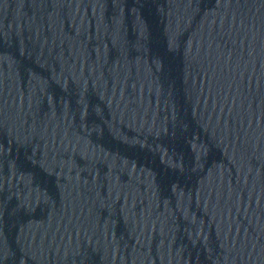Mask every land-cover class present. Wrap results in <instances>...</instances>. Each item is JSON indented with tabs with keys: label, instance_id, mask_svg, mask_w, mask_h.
Wrapping results in <instances>:
<instances>
[{
	"label": "water",
	"instance_id": "water-1",
	"mask_svg": "<svg viewBox=\"0 0 264 264\" xmlns=\"http://www.w3.org/2000/svg\"><path fill=\"white\" fill-rule=\"evenodd\" d=\"M0 264H264V0H0Z\"/></svg>",
	"mask_w": 264,
	"mask_h": 264
}]
</instances>
